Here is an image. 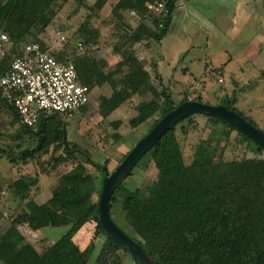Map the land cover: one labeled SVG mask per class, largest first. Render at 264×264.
<instances>
[{
    "label": "trees",
    "instance_id": "1",
    "mask_svg": "<svg viewBox=\"0 0 264 264\" xmlns=\"http://www.w3.org/2000/svg\"><path fill=\"white\" fill-rule=\"evenodd\" d=\"M56 1L0 0V28L15 43L0 57V76L8 69L12 58L21 53L17 46L31 33L32 28H45L51 24L57 13L53 10L48 13L47 10ZM83 1L77 0L79 6ZM150 1L121 0L111 7L112 13L120 19L121 4H128L140 21L149 22L155 32L138 25L126 32L124 40L131 50L129 55H124L128 61L127 73L121 80L119 90L101 98V110L106 115L126 103L132 94L138 93L151 80V75L141 67L135 56L134 44H148L152 49L151 56L158 53L160 40L168 31L176 0H166L160 13L148 9L147 3ZM106 2L96 0L92 9L99 11ZM77 32L83 43L90 38L92 41L98 34L97 29L92 30L85 23L78 27ZM56 55L61 60H71L77 69L78 80L91 89L94 81L82 55H65L61 52ZM150 60L155 63L152 58ZM148 92L149 97L138 103L136 114L129 120L134 128L158 112L159 116L147 131L175 106L167 87L158 89L151 86ZM187 99L185 97L179 103ZM194 100L205 102L200 96ZM219 104L237 112L259 128L254 120L238 111L231 100L223 98ZM3 108L10 109L18 117L11 105L2 103L0 110ZM52 117L62 118L58 114H42L31 127L20 122L27 132L19 135L21 140L0 144V158H6L13 165L37 162L44 172L51 174L70 165L56 177L50 197L41 203L30 197L31 190L38 189L39 172L33 175L20 173L11 178L6 173H0V192L8 191L17 199L14 212L0 209V217L5 216L8 222V228L0 232V263L87 264L96 245L94 238L99 237L102 242L94 264H122L121 253L128 256L126 251L103 230L98 220V199L90 202L96 190V178L88 172L84 162L92 161L85 157L83 161L77 160V151L70 146L78 147L77 143L63 140L64 122L51 127L47 121ZM199 117L205 118L202 128H208L207 124L210 123V135L198 139L192 159L186 163L180 139L175 133L179 130L180 135L186 136L190 131H196ZM115 124H119V121ZM233 131L254 153H264L263 148L222 119L203 112L193 113L168 131L175 134V139L166 151L154 145L129 172L131 174L143 158L152 157L157 168V179L146 187V193L139 188L131 190L123 182L112 192L109 200L111 217L112 203L119 202L121 212L135 235L127 233L162 264H264V157L217 161V152L219 149L223 152L225 146L219 148L220 141L227 139ZM49 149L55 150V154L49 163L50 168L46 164L45 169L39 159ZM94 167L103 176L104 171L96 164ZM255 189L260 191L258 198L254 195ZM69 210L80 213L73 216ZM25 224L34 230L48 226L67 228L53 243L35 246L18 229L19 225ZM84 226L91 227L92 236L87 245L81 248L75 243L74 236Z\"/></svg>",
    "mask_w": 264,
    "mask_h": 264
},
{
    "label": "rangeland",
    "instance_id": "2",
    "mask_svg": "<svg viewBox=\"0 0 264 264\" xmlns=\"http://www.w3.org/2000/svg\"><path fill=\"white\" fill-rule=\"evenodd\" d=\"M95 1L96 0H84L83 4L80 6L77 0H58L54 2V4H52L47 10L48 13L51 10L57 13L51 24L45 28L34 26L31 30V33L19 43L17 48L19 49V47H21V45L27 41H38L43 46L52 49L56 54L61 52L65 55H69L70 53L71 55H82L84 61L87 63L90 69L92 81H94L91 86V96L89 102L86 104V107L82 106L76 109L72 113V116H63L62 118L52 117L47 122L51 127H57L58 124H60V122L62 123L63 121V139L65 137L66 141H72L74 143L76 142L78 149L80 148L88 152L92 163L96 164L98 167L105 165L107 170L111 171L119 163L120 159L138 141V139L146 133L147 129L159 116V113L157 112L153 117H150L144 123L134 128L129 124L130 118L136 114L135 108L137 107L138 103L141 100L147 99L149 97L148 89L151 86L160 89V84L156 81V79L151 78L149 82L140 88L138 93L132 94L122 106L115 109L108 115L103 113L100 105L101 98L109 97L112 95V93L119 90L122 87L120 84L121 80L127 73L128 61L126 58H124V55H129L131 50L126 45L124 36L129 29L136 27V25L139 24L144 26L145 21H140L137 15L128 17V15L124 13L120 14L121 18L119 19L116 17V15H114V13H112V6H110L109 3H105V5L99 11L94 10L92 9V6ZM83 23L87 24L92 30H98V34L94 37V39L91 41L90 38L86 43H83L82 40H80L77 32L78 27ZM145 29L149 32H155V29L152 25L147 28L145 26ZM193 30L194 29H192L191 33L188 35V37L192 39ZM0 32H5L8 35L9 42L11 43V47L9 48L10 50L15 44L13 39L3 28H0ZM62 35L65 36V40H61ZM175 38L179 44L178 46H183V42L180 41L177 36ZM170 39L171 38L169 37V40ZM190 42L187 43V46H189ZM78 45H81L82 49H79ZM148 46V44L145 46L143 43L134 44V52L136 53L135 56H137L143 69L146 67H148V69L152 68L150 60L152 49L150 46ZM171 57L172 54H170V56L168 55V58ZM213 86H215V83L212 84V87ZM171 94L173 103L175 105L179 104L182 99H185L183 98L185 97V93L183 92ZM214 98L216 97L212 95L208 97L210 104H215L217 102V100ZM245 107L246 101L241 100L240 108L247 111V109H244ZM250 111L252 117L256 119L259 128L264 131V109L260 108L258 112L259 115L256 114L254 110ZM201 118L199 117L198 119L199 126L197 125L195 127L196 131H190L186 136L180 135L179 130H177L175 133L180 139L182 153L186 163L191 161L198 139L202 137L205 138L210 135V123L207 124L208 128H202L205 118ZM117 121H119V124H115ZM1 122L2 121H0V123ZM26 133L27 132L25 128L20 125L19 135H24ZM175 134L171 132L164 134L157 143V148L161 151H166L167 148L173 143ZM6 136L7 131L0 135V144H5L1 138H6ZM219 145V148L223 147V145L225 146L223 148V152H221V149H219V152H217V161L264 157L263 152L261 154H256L252 151V148L246 147V144L240 141L238 135L234 131L230 133L227 139L223 138ZM57 152L58 151H56V153ZM54 154L55 150L49 149L47 153L43 154V156L39 159L40 162H42L41 165H45L43 166L45 169L46 164L47 167L50 168L49 163L52 162V156ZM76 156L77 160L83 161L84 156L81 153L77 152ZM105 161H107L106 164L104 163ZM72 162L73 161L69 163ZM92 163L84 162L88 172L94 175L96 178V190L91 197V203L98 199L102 179L101 171L94 167V164ZM3 165V167L0 165V171L8 174L9 178L12 176H18V174L23 171H28L30 173L39 172V174L48 177H45L43 180H41L42 182H45V184H47L46 186L48 187H51V185L54 184L56 177L60 173L66 171L70 167L68 164V166H64L65 168H61L62 170H57L51 174L49 171L44 172V170L39 167L40 165L37 162H31L26 170L21 168V166L15 168L13 167V164L9 162H6V164ZM3 168L5 169L3 170ZM156 179V165L152 157L147 156L145 159L143 158L139 165L135 167L134 171L125 178L123 184L131 190L139 188L143 193H146V187ZM39 192L40 190L36 191L35 193ZM254 195L256 198H258L260 196V191L255 189ZM69 211H71V215L73 216H77L80 213V211L76 212L75 210ZM112 216L113 220L120 228L131 233L132 235H135L121 212V206L119 202L112 203ZM4 217H0V232H4L8 228V222ZM66 228L67 226L54 228L48 227V229L44 230V232L57 239L66 230ZM20 231L26 234L30 239H35L33 233L29 232L30 230L21 227ZM81 235L82 237L80 240L86 241L84 234L82 233ZM96 241L97 239L94 238V243ZM100 246L101 242H98L93 247L87 264L95 263V258ZM122 259V264H133L131 259L124 253H121V260Z\"/></svg>",
    "mask_w": 264,
    "mask_h": 264
},
{
    "label": "crops",
    "instance_id": "3",
    "mask_svg": "<svg viewBox=\"0 0 264 264\" xmlns=\"http://www.w3.org/2000/svg\"><path fill=\"white\" fill-rule=\"evenodd\" d=\"M120 1L107 0L106 4L112 6ZM120 13L128 17L136 15L128 4H121ZM144 24L138 26H151L147 21ZM192 29L193 39L188 37ZM176 36L183 42V46H178ZM188 38L189 42L192 41L189 46ZM158 47V53L151 56L155 63L151 62V69H145L160 84V88L167 87L170 93L183 92L188 99L200 96L207 103L210 95L216 97L215 104L226 98L231 100L238 111L257 123L250 110L258 114L260 108L264 109V0H176L168 31ZM5 51L0 50V57ZM170 54L172 57L168 58ZM241 100L246 101L244 109L247 111L240 108ZM0 121V133L7 131L8 137L1 138L5 144L21 140L20 120L13 111L1 109ZM6 162H9L6 158H0L1 167ZM30 164L13 167L21 166L26 170ZM0 173L4 175L5 172ZM21 174L34 173L23 171ZM45 177L40 174L38 189L30 192V197L39 203L51 195V187L41 181ZM39 190V193H35ZM16 207L17 199L10 192L2 190L0 209L14 212ZM21 227L30 230L35 239L22 233ZM48 227L34 230L25 224L19 225L18 229L29 242L37 246L56 240L44 232ZM91 231L90 226H84L74 236L75 243L84 248L92 236ZM82 233L86 241L80 240ZM96 239L95 243L102 242V238Z\"/></svg>",
    "mask_w": 264,
    "mask_h": 264
},
{
    "label": "built area",
    "instance_id": "4",
    "mask_svg": "<svg viewBox=\"0 0 264 264\" xmlns=\"http://www.w3.org/2000/svg\"><path fill=\"white\" fill-rule=\"evenodd\" d=\"M165 3L166 0H151L147 7L160 13ZM10 47L8 35L0 32V50ZM19 50L21 53L12 58L0 76V105H11L23 125L34 126L42 114L72 116L89 102L91 89L78 80L71 60L59 59L52 49L42 48L38 41H27Z\"/></svg>",
    "mask_w": 264,
    "mask_h": 264
},
{
    "label": "water",
    "instance_id": "5",
    "mask_svg": "<svg viewBox=\"0 0 264 264\" xmlns=\"http://www.w3.org/2000/svg\"><path fill=\"white\" fill-rule=\"evenodd\" d=\"M197 112H203L222 119L225 123L242 132L264 149V131L244 119L237 112L228 109L223 104H210L194 99H187L176 104L171 110L161 116L129 149L114 169L108 171L105 165L99 166L104 171V174L101 179V188L97 200L98 220L108 236L114 239L126 251L133 264L162 263L112 219L109 211L111 194L125 180L139 159L156 145L164 134L170 131L180 120ZM63 140H66L65 137ZM70 146L81 153L86 159L89 158V155L82 149H78L73 144H70Z\"/></svg>",
    "mask_w": 264,
    "mask_h": 264
}]
</instances>
